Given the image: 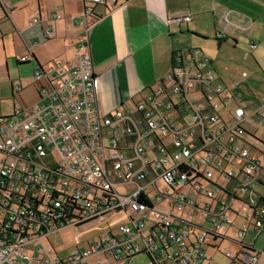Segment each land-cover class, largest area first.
<instances>
[{
  "label": "built area",
  "instance_id": "1",
  "mask_svg": "<svg viewBox=\"0 0 264 264\" xmlns=\"http://www.w3.org/2000/svg\"><path fill=\"white\" fill-rule=\"evenodd\" d=\"M44 35L53 37L52 28ZM33 78L40 100L0 116V264H88L99 254L120 261L142 253L155 264H217L208 248L219 249L220 239L238 246L224 252L231 264L259 263L264 139L246 125L253 116L264 124V105L251 113L239 105L208 53L175 54L146 96L105 114L85 45L73 61L36 67ZM120 212L117 234L89 240L86 249L80 236L63 253L43 244L63 226Z\"/></svg>",
  "mask_w": 264,
  "mask_h": 264
},
{
  "label": "crops",
  "instance_id": "2",
  "mask_svg": "<svg viewBox=\"0 0 264 264\" xmlns=\"http://www.w3.org/2000/svg\"><path fill=\"white\" fill-rule=\"evenodd\" d=\"M87 9L92 13L88 15ZM227 10L232 11L230 23L222 20ZM54 14L57 17H52ZM188 14L193 16L189 23L169 22ZM36 16L41 20L31 27ZM47 28H52L53 37H45ZM222 32L225 36L219 37ZM214 41L216 47L211 45ZM80 45H85L92 57L98 107L105 114L146 96L149 88L171 71L177 53L194 48L217 53L233 47L246 53L254 70L256 63L262 66L264 0H118L113 8L93 0H0V69L7 65L13 94L20 91L18 84L23 90L34 83L33 79L25 81L26 68L21 65L33 64L34 72L55 59L73 61ZM243 45H248L249 51L243 52ZM25 55L30 61H18ZM10 66L18 69L19 76L11 75ZM6 115L9 113L0 114ZM209 248L216 249L214 245ZM103 255L90 257L88 264H99L98 258L103 264ZM136 256L120 261L104 258L109 260L106 264H152Z\"/></svg>",
  "mask_w": 264,
  "mask_h": 264
},
{
  "label": "rangeland",
  "instance_id": "3",
  "mask_svg": "<svg viewBox=\"0 0 264 264\" xmlns=\"http://www.w3.org/2000/svg\"><path fill=\"white\" fill-rule=\"evenodd\" d=\"M231 43L233 45V42ZM211 45L212 47H216L217 42L214 41ZM241 48L243 49V52L249 51L248 45H243ZM207 53L213 59L214 67L217 72L221 77L227 80V83L239 105H241L248 113H251L259 106L264 105V72L262 71V68H264V48L259 54L261 55L260 60L263 67L256 63V70H254L255 67L251 66V63L253 62L248 59L246 53L243 54L239 50H235L233 47L227 49L223 48L217 53L212 51ZM250 58H253V56L250 55ZM1 59L4 60L2 53ZM4 66V69H0V114L9 113V115H11L14 107L13 102L24 109L31 107L39 100V92L36 85L33 83L32 86L25 87L23 90L17 91L13 94L11 83L9 81V69L7 65L4 64ZM21 66L26 68L25 81L33 79L34 82L32 72L33 64L24 63ZM10 70L11 75L16 73L17 76H19L17 68L14 70L10 66ZM20 77L24 78V75L20 74ZM259 122L260 118L258 116H253L248 120L246 126L253 132V134H255V136L264 139V124H260ZM122 217L123 213L120 212L114 213L104 220L88 223L81 227H76L74 224L63 226L59 230L51 233L48 238H44L43 244L47 247L54 246L57 251L63 253L66 249L67 251H71L77 248V237L80 236L82 243L79 246L81 249H86L89 247V243L87 242L89 240L94 242L100 236L108 235L110 232L117 234V228ZM232 235L234 236L233 233ZM217 242L219 249L208 248V252L211 254L213 261L218 264H231L230 260L224 255V252L232 250L233 253H236L238 246L227 240L220 239ZM230 246L232 248H230ZM257 247L261 251L259 264H264V239H259ZM104 257L106 256L103 255V264H106L109 260ZM135 258L147 259L152 263L149 256L144 253L140 255L138 254Z\"/></svg>",
  "mask_w": 264,
  "mask_h": 264
},
{
  "label": "trees",
  "instance_id": "4",
  "mask_svg": "<svg viewBox=\"0 0 264 264\" xmlns=\"http://www.w3.org/2000/svg\"><path fill=\"white\" fill-rule=\"evenodd\" d=\"M66 216H67V217H73L74 215H73V214H70V213H68V212H66ZM148 256H149V255H148ZM149 258H150L152 264H155L154 261H153V259H152L150 256H149Z\"/></svg>",
  "mask_w": 264,
  "mask_h": 264
}]
</instances>
